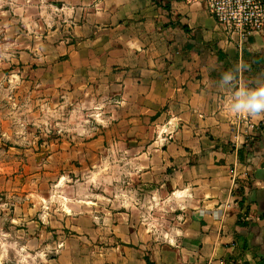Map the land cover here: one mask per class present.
I'll use <instances>...</instances> for the list:
<instances>
[{"label": "crops", "instance_id": "crops-1", "mask_svg": "<svg viewBox=\"0 0 264 264\" xmlns=\"http://www.w3.org/2000/svg\"><path fill=\"white\" fill-rule=\"evenodd\" d=\"M22 1L26 49H52L24 62L50 69L27 78L33 94L99 115L75 154L132 162L153 209L178 207L158 220L120 199L48 211L0 163V264H264V110L233 111L264 85V29L231 33L206 0ZM2 127L0 158L18 143Z\"/></svg>", "mask_w": 264, "mask_h": 264}, {"label": "rangeland", "instance_id": "rangeland-1", "mask_svg": "<svg viewBox=\"0 0 264 264\" xmlns=\"http://www.w3.org/2000/svg\"><path fill=\"white\" fill-rule=\"evenodd\" d=\"M24 3L22 0H0V126L7 132L2 137L5 138L3 142L6 139L7 142H18L11 143V153L4 154L0 163L13 173V177L14 173L22 175L17 180L18 187L40 191L35 200L42 201L48 211L52 206L69 211L66 206L68 203H77L79 208L82 207L80 203L86 200L99 202V199H120L127 202L130 212L141 218L154 213L156 220L165 215L168 218L170 214L174 217L178 198L171 199L169 209H153L150 201H154L153 189L130 174L132 162L109 158L101 164L99 160L85 159L83 153L75 154L72 148H84L76 143L99 134L98 129L89 128L93 123L99 126V115L74 112V106L69 105L66 99L60 98V106L57 107L58 100L52 104V100L46 96L33 94L35 88L27 84V78L49 72L50 69L46 65L42 68H48L45 72H36L35 68H41L37 62L31 63L35 64L33 70L31 64L24 62L31 56L50 55L52 49H37L35 46L26 49L23 41H31L27 33L35 35L31 29L35 30L36 27H25L24 17L21 16ZM42 18L45 24L53 20L55 15L46 10ZM30 20L35 21L36 17L31 15ZM0 150H3L1 143ZM112 153L114 155V151ZM72 156L76 158L72 159ZM123 166L124 177H116L115 168ZM100 167L107 170V177L100 176ZM155 200H161V197L156 196ZM163 226L158 222L156 231L161 232Z\"/></svg>", "mask_w": 264, "mask_h": 264}, {"label": "built area", "instance_id": "built-area-1", "mask_svg": "<svg viewBox=\"0 0 264 264\" xmlns=\"http://www.w3.org/2000/svg\"><path fill=\"white\" fill-rule=\"evenodd\" d=\"M214 18L242 38L264 29V0H206Z\"/></svg>", "mask_w": 264, "mask_h": 264}, {"label": "clouds", "instance_id": "clouds-1", "mask_svg": "<svg viewBox=\"0 0 264 264\" xmlns=\"http://www.w3.org/2000/svg\"><path fill=\"white\" fill-rule=\"evenodd\" d=\"M234 76L231 73H225L223 82L232 81ZM238 100L233 105V111L239 113L257 114L264 110V85L253 90H241Z\"/></svg>", "mask_w": 264, "mask_h": 264}]
</instances>
